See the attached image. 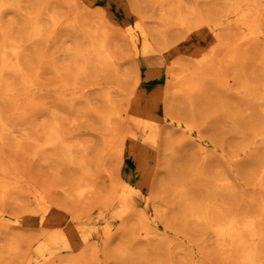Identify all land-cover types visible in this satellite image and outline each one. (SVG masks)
I'll use <instances>...</instances> for the list:
<instances>
[{"label":"rangeland","instance_id":"374dc122","mask_svg":"<svg viewBox=\"0 0 264 264\" xmlns=\"http://www.w3.org/2000/svg\"><path fill=\"white\" fill-rule=\"evenodd\" d=\"M0 119V264H264V0H0Z\"/></svg>","mask_w":264,"mask_h":264},{"label":"bare ground","instance_id":"6f19581e","mask_svg":"<svg viewBox=\"0 0 264 264\" xmlns=\"http://www.w3.org/2000/svg\"><path fill=\"white\" fill-rule=\"evenodd\" d=\"M200 68H201V67H200ZM200 68H199V69H200ZM0 120H1V119H0ZM0 126H1V125H0ZM220 233L222 234V232H220Z\"/></svg>","mask_w":264,"mask_h":264}]
</instances>
